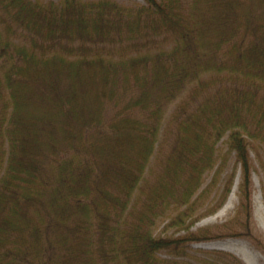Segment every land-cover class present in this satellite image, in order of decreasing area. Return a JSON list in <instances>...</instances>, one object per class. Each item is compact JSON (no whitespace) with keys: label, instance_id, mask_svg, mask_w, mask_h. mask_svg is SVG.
Here are the masks:
<instances>
[{"label":"trees","instance_id":"1","mask_svg":"<svg viewBox=\"0 0 264 264\" xmlns=\"http://www.w3.org/2000/svg\"><path fill=\"white\" fill-rule=\"evenodd\" d=\"M252 141L264 148V0H0V264H244L185 255L224 235L191 227L237 169L221 226L264 252ZM163 218L172 233L154 232Z\"/></svg>","mask_w":264,"mask_h":264},{"label":"rangeland","instance_id":"2","mask_svg":"<svg viewBox=\"0 0 264 264\" xmlns=\"http://www.w3.org/2000/svg\"><path fill=\"white\" fill-rule=\"evenodd\" d=\"M57 1V0H55ZM120 4L126 6H135L137 4L144 3V0H115ZM175 102L171 103L166 110L165 117L168 118ZM225 138V137H223ZM250 145V155L253 158V169L251 172V177L253 181L250 204L252 210V226H257L262 232L264 238V148L258 142L252 141ZM219 148L224 147L223 139L218 142ZM228 166L230 168L234 164L233 155H229ZM213 171L205 175V182L209 181ZM239 179V171L236 170L235 176L231 188L219 208H217L212 213L206 214L200 217L191 229L195 227L211 225V228L215 232H224L222 236L215 235L208 237L206 239H201L193 241L190 244V248H187V254L185 258H190L196 260L203 258L207 254V250H221L234 254L238 257L244 264H264V252L259 249L258 245L251 238H246L244 236L232 235L231 232L225 233L224 227L221 223L229 220L233 215L234 209L237 205V182ZM235 184V189L232 191ZM218 184L211 191L210 195L205 199V206H208L211 201L214 200L218 192ZM231 194V195H230ZM167 219H159L154 227L155 233L167 232L172 233L174 228H168L167 231H162L164 222ZM220 225V226H219ZM222 229V231H221ZM211 230V231H212ZM160 256H168L164 251L160 252Z\"/></svg>","mask_w":264,"mask_h":264},{"label":"bare ground","instance_id":"3","mask_svg":"<svg viewBox=\"0 0 264 264\" xmlns=\"http://www.w3.org/2000/svg\"><path fill=\"white\" fill-rule=\"evenodd\" d=\"M235 189V184H234V186H233V188H232V190H231V193H232V191ZM231 195V194H230Z\"/></svg>","mask_w":264,"mask_h":264}]
</instances>
